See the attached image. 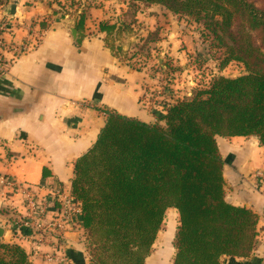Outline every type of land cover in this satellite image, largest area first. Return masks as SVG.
Returning <instances> with one entry per match:
<instances>
[{"label":"trees","instance_id":"trees-1","mask_svg":"<svg viewBox=\"0 0 264 264\" xmlns=\"http://www.w3.org/2000/svg\"><path fill=\"white\" fill-rule=\"evenodd\" d=\"M4 1V0H3ZM164 7L201 21L229 62L245 73L213 77L207 88L146 123L105 110L93 145L74 162L70 193L80 205L90 264H145L164 214L178 225L171 264H223L247 258L256 245L257 215L225 201L216 136H254L264 147V7L251 0H123ZM80 15L75 27L82 25ZM120 25L99 24L107 46ZM0 264H31L15 243L0 241Z\"/></svg>","mask_w":264,"mask_h":264},{"label":"crops","instance_id":"crops-1","mask_svg":"<svg viewBox=\"0 0 264 264\" xmlns=\"http://www.w3.org/2000/svg\"><path fill=\"white\" fill-rule=\"evenodd\" d=\"M125 3L4 0L0 5V19L9 21L2 34L7 42H21L35 22L44 31L39 44L0 75V176L35 186L39 196L49 201L57 189L70 193L74 162L95 142L105 123V110L164 124L159 120L165 113L160 107L151 110L140 104L159 98L153 92V79L145 69H133L113 55L105 46V33L99 31L101 22L120 20L117 15ZM80 15L83 22L76 28ZM71 29H75V40ZM179 37L169 34L157 40L159 53L175 61L180 58ZM3 55L10 57L6 52ZM215 141L224 161L225 201L257 215L256 245L251 254L247 258L225 257L223 264H264V195L254 192L245 180L264 169V147L254 136H216ZM24 211L16 194L0 191V241L17 244L31 264H90L79 227L64 225L57 236L51 230L13 231L11 225ZM167 211L177 213L174 208ZM55 216L49 213L44 222L55 220ZM159 234L160 230L150 264L168 263L163 259L167 245L157 242ZM56 251L55 259L47 261L45 255Z\"/></svg>","mask_w":264,"mask_h":264},{"label":"rangeland","instance_id":"rangeland-1","mask_svg":"<svg viewBox=\"0 0 264 264\" xmlns=\"http://www.w3.org/2000/svg\"><path fill=\"white\" fill-rule=\"evenodd\" d=\"M251 1L259 8L264 7V0ZM2 4L3 0H0ZM125 4L117 15L120 20L111 22L120 25L121 30L107 37V46H121L119 51H113L121 62L138 71L145 69L153 79V92L165 91L175 103L193 97L196 90L207 88L217 74L236 77L245 73L243 66L237 62H229L219 70L225 49L219 47L201 21L184 14H173L156 4L130 1ZM169 34L182 38L178 49L183 53L176 61L167 54L159 53L156 44L157 40ZM177 225V213L165 212L157 242L167 245L163 256L167 264H171L172 241ZM155 250L152 249L151 253ZM151 253L146 264H150Z\"/></svg>","mask_w":264,"mask_h":264},{"label":"built area","instance_id":"built-area-1","mask_svg":"<svg viewBox=\"0 0 264 264\" xmlns=\"http://www.w3.org/2000/svg\"><path fill=\"white\" fill-rule=\"evenodd\" d=\"M9 25V21L0 19V75L4 74L9 65L18 57L34 49L40 42L44 31L40 27L39 22L32 23L28 26V32L21 42L10 40L7 42L2 34L6 31ZM8 53L10 57L6 58L3 54ZM159 98H154L153 102L140 104L143 107L154 110L156 107L165 112L166 109L174 104L171 101V97H168V93L157 92ZM161 97H164L165 100ZM249 182L250 188L259 194L264 195V169H259L249 174L246 179ZM0 191L5 193H13L19 197L20 204L25 211L20 214L21 217L15 221L11 228L13 231H38L45 232L51 230L56 236L61 233L64 225L70 227H79L83 230L80 222V205L71 195V193L63 192L60 189L52 192L51 198L47 201L39 196L37 188L31 184L20 183L12 176H0ZM55 213V220H51L47 223L44 222V218L48 214ZM84 233V230H83ZM85 236V233H84ZM85 242V237H84ZM46 254L47 261H52L54 255Z\"/></svg>","mask_w":264,"mask_h":264},{"label":"water","instance_id":"water-1","mask_svg":"<svg viewBox=\"0 0 264 264\" xmlns=\"http://www.w3.org/2000/svg\"><path fill=\"white\" fill-rule=\"evenodd\" d=\"M70 33H71V37H72V39H76V33H75V29H71V31H70ZM1 229H0V238L2 237V234H1Z\"/></svg>","mask_w":264,"mask_h":264}]
</instances>
